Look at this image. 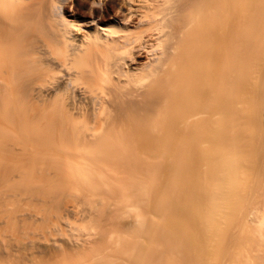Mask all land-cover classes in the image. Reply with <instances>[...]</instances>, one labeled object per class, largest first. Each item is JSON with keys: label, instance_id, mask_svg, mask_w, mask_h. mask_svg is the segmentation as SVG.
Masks as SVG:
<instances>
[{"label": "bare ground", "instance_id": "1", "mask_svg": "<svg viewBox=\"0 0 264 264\" xmlns=\"http://www.w3.org/2000/svg\"><path fill=\"white\" fill-rule=\"evenodd\" d=\"M0 264H264V0H0Z\"/></svg>", "mask_w": 264, "mask_h": 264}, {"label": "rangeland", "instance_id": "2", "mask_svg": "<svg viewBox=\"0 0 264 264\" xmlns=\"http://www.w3.org/2000/svg\"><path fill=\"white\" fill-rule=\"evenodd\" d=\"M68 200L66 201V206H68L69 207V209H71L72 210V212H74V213H78V209H77V207H76V201L74 202V200L73 199H71V198H67ZM71 206V207H70ZM77 209V210H76ZM77 218H78V216H77V214H73V216H69V218H68V221L69 222H73V223H75L76 225L78 224V225H83V223L81 222V221H79V220H77ZM63 228H65V227H63ZM53 237H56V238H58L59 236L57 235V234H55V235H53ZM25 241V240H24ZM39 242H41V243H43V242H46V240H44V239H39L38 240ZM36 249H38V247H33L32 249H29V250H36ZM28 250V251H29Z\"/></svg>", "mask_w": 264, "mask_h": 264}]
</instances>
